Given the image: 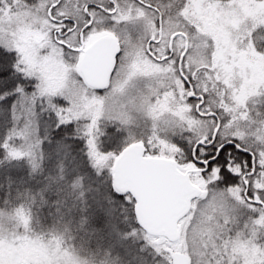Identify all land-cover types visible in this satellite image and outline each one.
Returning a JSON list of instances; mask_svg holds the SVG:
<instances>
[{
	"label": "snow or ice",
	"instance_id": "1",
	"mask_svg": "<svg viewBox=\"0 0 264 264\" xmlns=\"http://www.w3.org/2000/svg\"><path fill=\"white\" fill-rule=\"evenodd\" d=\"M0 264H264V0H0Z\"/></svg>",
	"mask_w": 264,
	"mask_h": 264
}]
</instances>
